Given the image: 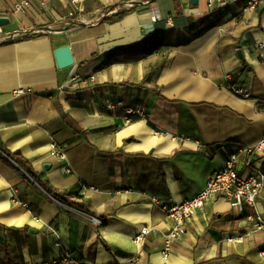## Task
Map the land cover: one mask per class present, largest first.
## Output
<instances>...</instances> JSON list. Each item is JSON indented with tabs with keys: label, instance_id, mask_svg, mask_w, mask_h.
<instances>
[{
	"label": "crops",
	"instance_id": "1",
	"mask_svg": "<svg viewBox=\"0 0 264 264\" xmlns=\"http://www.w3.org/2000/svg\"><path fill=\"white\" fill-rule=\"evenodd\" d=\"M21 1L0 0V17L14 23L3 32L28 33L0 44V264L65 255L79 264H264V228L219 196L165 253L171 221L152 200L194 197L233 153L248 173L244 149L264 135V4L246 11L245 0H226L209 12L208 0H157L153 22L144 7L104 15L130 0H31L24 11ZM65 45L75 63L60 68L55 50ZM108 98L144 104L146 116L108 109ZM52 143L71 173L49 155ZM2 149L95 216L55 199ZM251 156L264 169V148ZM258 208L264 215V189Z\"/></svg>",
	"mask_w": 264,
	"mask_h": 264
},
{
	"label": "built area",
	"instance_id": "2",
	"mask_svg": "<svg viewBox=\"0 0 264 264\" xmlns=\"http://www.w3.org/2000/svg\"><path fill=\"white\" fill-rule=\"evenodd\" d=\"M39 1L42 7H47L49 4V0ZM245 1L246 11H257L264 4V0ZM30 3L31 0H22L16 4V9L24 11L25 7L29 6ZM127 3L128 5L124 1H118L111 7H108L104 15L112 16L123 10H130L135 7H144L149 10L150 17L153 22L161 20V14L157 6V0H130ZM226 4V0H208V11L212 12ZM2 28L3 27H0V44L12 42L13 40L20 39L28 34L24 33L23 31L8 34L4 33ZM94 79L95 77L92 76L91 80ZM242 91V89L238 90V92ZM105 105L108 109H116L119 107L124 108L128 116H146V106L144 104L125 106L122 101L108 98ZM196 143L200 145L198 141H196ZM263 148L264 135L256 145L248 146L246 149H244V152L247 153V157L243 159V165L246 169H248V173H241L240 171V155L237 153L230 154L226 160L225 166L213 172L208 178L204 189L192 198H185L180 202H167L158 198L157 195L153 196V202L163 210L166 217L171 221V228L165 239V253L170 251L172 243L181 238L185 233L187 223L197 214L199 210L204 209L208 201L214 196H219L227 200L233 210L239 213L246 212L247 219L252 223L254 230H260L264 228V215L258 208V197L264 189V169H255V164L251 156L255 149ZM49 155L62 161L60 169L63 173L68 174L73 171L72 166L67 162V154L63 146H60L57 143H52L50 146ZM87 189L98 190L95 186L83 185V190ZM23 205L27 206L26 203H23ZM69 209L73 210L72 207H69ZM91 220L95 225H103V221L98 217L93 216L91 217ZM149 231L150 230L148 227H143L140 232L134 236V241L136 243H142ZM260 253L264 256V250H262ZM79 263L80 261L76 257L72 255H65L61 259L54 260L52 263L48 264ZM84 264L93 263L87 262Z\"/></svg>",
	"mask_w": 264,
	"mask_h": 264
},
{
	"label": "trees",
	"instance_id": "3",
	"mask_svg": "<svg viewBox=\"0 0 264 264\" xmlns=\"http://www.w3.org/2000/svg\"><path fill=\"white\" fill-rule=\"evenodd\" d=\"M120 13V12H118ZM118 13L114 14L117 15ZM112 15V16H114ZM114 18V17H113ZM112 20V19H111ZM2 151L9 156L11 159L16 161L32 178L33 180L39 184L45 191H47L51 196H53L55 199L59 200L63 204L72 207V208H77L81 211H84L86 213H89L91 215H94L91 211L88 209L84 208L81 203H78L68 197H66L63 193H60L56 190H54L48 182L44 181L38 174V172L34 169L33 165L24 157L17 153H13L9 151L8 149H2Z\"/></svg>",
	"mask_w": 264,
	"mask_h": 264
},
{
	"label": "water",
	"instance_id": "4",
	"mask_svg": "<svg viewBox=\"0 0 264 264\" xmlns=\"http://www.w3.org/2000/svg\"><path fill=\"white\" fill-rule=\"evenodd\" d=\"M199 0H190V3L192 5L197 6ZM11 22L10 18L8 17H0V27H4L6 25H9ZM55 56L57 59L58 66L60 68H66L69 66H72L75 63V59L71 50V47L69 45H65L62 47H59L55 50ZM48 164L45 165V168H47ZM32 232L36 233L37 231L32 230Z\"/></svg>",
	"mask_w": 264,
	"mask_h": 264
},
{
	"label": "bare ground",
	"instance_id": "5",
	"mask_svg": "<svg viewBox=\"0 0 264 264\" xmlns=\"http://www.w3.org/2000/svg\"><path fill=\"white\" fill-rule=\"evenodd\" d=\"M138 1H142V0H138ZM128 1H125V3L128 5V3H127ZM91 23H93V21H85V24L87 25V24H91ZM73 24V23H72ZM25 33V32H24Z\"/></svg>",
	"mask_w": 264,
	"mask_h": 264
},
{
	"label": "rangeland",
	"instance_id": "6",
	"mask_svg": "<svg viewBox=\"0 0 264 264\" xmlns=\"http://www.w3.org/2000/svg\"><path fill=\"white\" fill-rule=\"evenodd\" d=\"M10 27H14V23L5 26V28H10Z\"/></svg>",
	"mask_w": 264,
	"mask_h": 264
}]
</instances>
